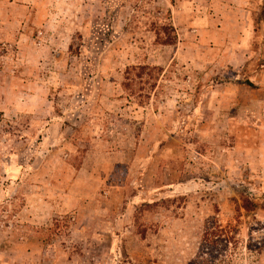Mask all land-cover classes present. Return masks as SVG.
Instances as JSON below:
<instances>
[{"label":"rangeland","instance_id":"rangeland-1","mask_svg":"<svg viewBox=\"0 0 264 264\" xmlns=\"http://www.w3.org/2000/svg\"><path fill=\"white\" fill-rule=\"evenodd\" d=\"M0 264H264V0H0Z\"/></svg>","mask_w":264,"mask_h":264},{"label":"trees","instance_id":"trees-1","mask_svg":"<svg viewBox=\"0 0 264 264\" xmlns=\"http://www.w3.org/2000/svg\"><path fill=\"white\" fill-rule=\"evenodd\" d=\"M158 68L156 67H150V66H134L131 68H128L127 71V79L128 80H134V78H140V79H146V84L148 85L147 88V94L140 96L143 98H149L148 94H150V91L154 87V81L156 80ZM145 89V88H144ZM248 204L250 202H247Z\"/></svg>","mask_w":264,"mask_h":264},{"label":"crops","instance_id":"crops-1","mask_svg":"<svg viewBox=\"0 0 264 264\" xmlns=\"http://www.w3.org/2000/svg\"><path fill=\"white\" fill-rule=\"evenodd\" d=\"M196 11H199V10H196ZM232 33H233V32H230V33L221 32V33H220V36H222V39H223L224 41H221V40H220V42H218V43H216V44H217V45H220V46H224L226 39L229 40V39H232V38L234 37V35H233ZM233 39H234V38H233Z\"/></svg>","mask_w":264,"mask_h":264}]
</instances>
